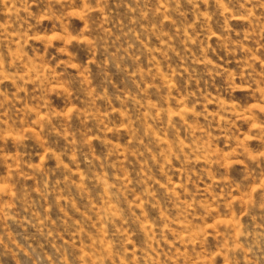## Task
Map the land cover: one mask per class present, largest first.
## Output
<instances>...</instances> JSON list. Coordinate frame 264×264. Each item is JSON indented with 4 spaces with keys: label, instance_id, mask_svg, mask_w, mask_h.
I'll return each mask as SVG.
<instances>
[{
    "label": "rangeland",
    "instance_id": "374dc122",
    "mask_svg": "<svg viewBox=\"0 0 264 264\" xmlns=\"http://www.w3.org/2000/svg\"><path fill=\"white\" fill-rule=\"evenodd\" d=\"M0 264H264V0H0Z\"/></svg>",
    "mask_w": 264,
    "mask_h": 264
}]
</instances>
